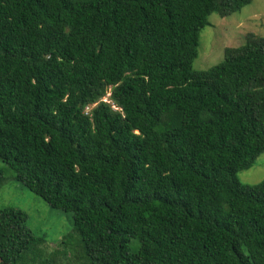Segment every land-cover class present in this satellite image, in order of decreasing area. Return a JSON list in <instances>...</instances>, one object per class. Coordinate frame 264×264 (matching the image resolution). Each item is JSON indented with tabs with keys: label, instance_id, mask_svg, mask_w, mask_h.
<instances>
[{
	"label": "trees",
	"instance_id": "16d2710c",
	"mask_svg": "<svg viewBox=\"0 0 264 264\" xmlns=\"http://www.w3.org/2000/svg\"><path fill=\"white\" fill-rule=\"evenodd\" d=\"M254 1L0 0V189L73 229L48 253L0 209V264H264V181H239L264 154V37L193 68L210 17Z\"/></svg>",
	"mask_w": 264,
	"mask_h": 264
},
{
	"label": "rangeland",
	"instance_id": "374dc122",
	"mask_svg": "<svg viewBox=\"0 0 264 264\" xmlns=\"http://www.w3.org/2000/svg\"><path fill=\"white\" fill-rule=\"evenodd\" d=\"M209 22L210 26L200 34L199 57L193 65L196 71H206L220 64L224 59L225 49L243 46L247 34L264 37V0L254 1L229 18L213 15ZM109 95L104 100L108 101ZM239 181L249 186L264 181V154L251 169L239 174ZM8 207L28 213L29 226L36 234L44 236L48 253L60 248L64 236L73 234L71 214L51 209L41 198L10 179V174L0 189V209Z\"/></svg>",
	"mask_w": 264,
	"mask_h": 264
}]
</instances>
